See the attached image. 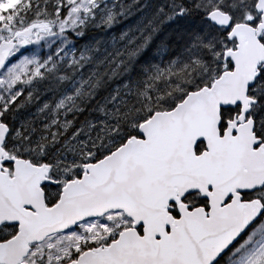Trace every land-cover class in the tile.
I'll return each mask as SVG.
<instances>
[{"label":"snow or ice","instance_id":"1","mask_svg":"<svg viewBox=\"0 0 264 264\" xmlns=\"http://www.w3.org/2000/svg\"><path fill=\"white\" fill-rule=\"evenodd\" d=\"M0 264H264V0H0Z\"/></svg>","mask_w":264,"mask_h":264}]
</instances>
